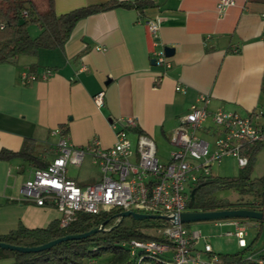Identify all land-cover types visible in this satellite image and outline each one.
<instances>
[{"label": "crops", "instance_id": "0c3cea01", "mask_svg": "<svg viewBox=\"0 0 264 264\" xmlns=\"http://www.w3.org/2000/svg\"><path fill=\"white\" fill-rule=\"evenodd\" d=\"M234 1L220 14L219 0H54L58 16L106 3L131 7L119 5L81 20L61 48L0 64V153L27 148L49 165L46 156H54L53 160L57 156L58 138L51 135L57 128L75 147L97 138L102 147L109 148L115 143L111 122L121 117L136 119L139 129L133 135L170 140L180 116L203 94L210 96L207 109L211 113L224 110L248 116L262 112L264 124V4ZM141 2L150 6L139 9L136 4ZM157 18L162 26L155 39L145 21ZM33 26L31 37L35 38L41 27ZM163 48L172 50L168 56L172 68L156 84L162 71L152 54ZM46 69L53 72L46 81L30 84L23 79L25 73ZM177 86L185 92L176 91ZM100 92L104 93L102 107L94 101ZM85 160L95 165L91 157ZM36 168H40L37 162L24 158L0 159L1 235L19 226L37 229L59 223L57 210L21 201L20 188ZM97 168L91 176L98 182ZM251 204L259 206L257 200ZM260 208L263 212L264 207ZM240 220L246 230H254L252 242L256 244V238L264 234V224ZM215 225L230 228L225 236L237 244L235 226ZM254 244L248 245L249 256L264 249ZM11 263L0 259V264Z\"/></svg>", "mask_w": 264, "mask_h": 264}, {"label": "built area", "instance_id": "2783aa9c", "mask_svg": "<svg viewBox=\"0 0 264 264\" xmlns=\"http://www.w3.org/2000/svg\"><path fill=\"white\" fill-rule=\"evenodd\" d=\"M234 0H219L218 11L223 14L233 6ZM22 17H28L26 11ZM153 38L159 37L162 26L160 19L145 21ZM4 25H0L3 29ZM155 66L162 73L156 84L172 68L166 49L152 54ZM53 72L46 69L40 73L23 74L26 83L46 81ZM176 91L185 92L177 86ZM94 101L98 107L104 105V93H98ZM210 96L200 95L189 111L180 116V124L170 137L174 150L168 160L158 157L156 142L145 133H137L135 145L130 133L139 129L136 119L121 117L112 120L115 143L104 148L99 139L94 138L85 146L75 147L68 142L63 130L51 132L57 137V156L45 168H36L21 188V201L39 207L55 209L61 214L59 228L67 229L78 214L99 216L116 211H132L146 215L179 216L188 212V204L193 188L204 180L214 178L212 168L225 158L235 157L239 167H246L249 157L245 149L264 144V124L262 112H252L241 116L235 112L208 111ZM207 137L201 136V134ZM87 157L99 167L101 179L85 187L67 178L69 166L80 167ZM264 212V210H263ZM219 225L235 226V237L240 249H246L247 230L240 219H226ZM153 240L122 241L117 245L128 251L134 264H217L212 246L205 243L198 250L203 237L200 230L191 231L183 224L169 223L168 226L152 228L145 232ZM227 236L233 233H227ZM173 251L171 257L168 253ZM208 256L204 258L203 255ZM256 264H264V249L248 257Z\"/></svg>", "mask_w": 264, "mask_h": 264}, {"label": "trees", "instance_id": "16d2710c", "mask_svg": "<svg viewBox=\"0 0 264 264\" xmlns=\"http://www.w3.org/2000/svg\"><path fill=\"white\" fill-rule=\"evenodd\" d=\"M250 1L264 4V0ZM46 3L47 11L39 12L32 0H0V25H4V28L0 29V64L19 57H37L41 50L61 48L81 20L119 5L131 7L130 4L106 3L82 7L58 16L55 12L54 0H46ZM136 5L139 9H144L149 7L150 3L141 2ZM23 11L27 12L28 17H22ZM32 25L41 27V33L35 38L29 33V27ZM261 147L260 144L245 149L249 163L243 168V175L235 178L214 177L199 183L197 187L201 186V188L195 195V210L204 212L235 209L262 211L260 207H264V177H251L256 155ZM13 158H24L31 163L37 162L40 168L47 167L43 161L34 158L27 148L19 152L0 153V159L11 160ZM222 188H243V192L253 194L259 206L254 207L251 203L235 205L210 197L213 190ZM116 215L115 213L99 216L78 214L76 221L67 229L59 228L58 222H52L46 228L37 229L19 226L7 235L0 234V242L19 247H36L67 235L89 232L107 223L103 232L86 239L65 241L38 253L0 249V259H10L11 264H82L85 258H96L102 252H110L113 258L108 264H134L128 251L121 249L117 243L135 239L153 240L155 238L145 233L146 230L169 225V222L164 220L137 221L133 219L132 222L135 225L129 227L124 226L125 219L120 223ZM259 222L263 226L264 222ZM91 248L94 250H90ZM250 249L247 247L240 253L222 255L217 264H256L246 257Z\"/></svg>", "mask_w": 264, "mask_h": 264}, {"label": "rangeland", "instance_id": "374dc122", "mask_svg": "<svg viewBox=\"0 0 264 264\" xmlns=\"http://www.w3.org/2000/svg\"><path fill=\"white\" fill-rule=\"evenodd\" d=\"M36 6L38 7V10L40 12H46L47 11V3L46 0H32ZM34 26L29 27V33L31 36L34 37ZM203 137H207L203 133L201 134ZM130 139L134 144V148H136L135 145V136L130 133ZM154 141L156 142L157 149H158V157L162 162H166L168 160L169 154L171 151L174 150V147L171 145L170 141L168 140V137H159L155 136ZM52 155L48 154L46 156V162L51 163L53 160ZM98 168L97 166L90 165L88 163V160H85L84 164L80 167L75 166H69L67 169V178L72 179L78 183V185L85 187L86 185H91L96 183L97 181L92 178L91 175L95 174L97 172ZM244 169L242 167H239L237 159L235 157H228L225 158L221 164L214 165L212 168V173L217 178H235L240 175H243ZM99 172V171H98ZM101 176V174H100ZM252 178L255 177H264V144L260 148L259 152L256 155V160L253 165V170L251 174ZM101 179V177L99 178ZM197 187V186H196ZM211 187V186H209ZM195 188V187H194ZM193 188V189H194ZM212 188V187H211ZM209 188V189H211ZM210 197L215 198L217 200H223L227 201L231 204H249L255 200V197L252 193H245L243 192V188H222V189H216L213 190L210 193ZM195 209V208H194ZM119 211H116L115 214H119ZM133 218L128 217L125 218L124 226H134L135 224L132 222ZM217 221H201L197 223H191L186 224L185 227L189 228L191 231L194 230H200L203 237L207 240H201L199 243L198 250H202L204 247V244L207 242L209 243L214 251V255L220 257L222 255L226 254H236L243 251V249H240L238 245L236 244L235 240L232 237H226L225 232L231 230L230 228L225 227H218L215 225ZM150 229L146 230L145 232L149 231ZM248 236H247V243L248 245H252L255 242L253 241V238L255 237V232L253 229L247 228ZM254 248H261L264 246V234L260 235L259 238H257V243L254 244ZM90 250H94V248H91ZM251 252H247L246 257H249V254ZM173 255V251L168 253V256L171 257ZM204 258H207L205 254L203 255ZM113 258L112 253L110 252H102L99 257L96 258H85L83 260L82 264H108Z\"/></svg>", "mask_w": 264, "mask_h": 264}, {"label": "water", "instance_id": "95a60500", "mask_svg": "<svg viewBox=\"0 0 264 264\" xmlns=\"http://www.w3.org/2000/svg\"><path fill=\"white\" fill-rule=\"evenodd\" d=\"M166 53L168 56L171 55L172 50L170 48H166ZM201 186L194 188L190 195V201L188 204L189 211L180 214L179 216H163V215H146V214H139L132 211H125L121 212L116 215L119 218L120 223L128 217H132L137 221L143 220H164L169 223H179V224H191L197 223L201 221H219V220H226V219H252V220H259L264 222V212L262 211H253L248 209H235V210H222V211H212V212H204V211H196L194 209L195 204V195L198 189ZM107 223L101 224L98 228H95L89 232L83 234H76V235H67L65 237L59 238L57 240L51 241L47 244L36 246V247H19L13 246L4 242H0V249L4 250H11V251H18L22 253H38L49 248H52L62 242L70 241V240H80L86 239L93 235H96L100 232L105 230V226Z\"/></svg>", "mask_w": 264, "mask_h": 264}]
</instances>
